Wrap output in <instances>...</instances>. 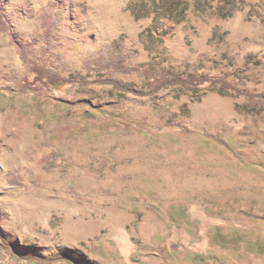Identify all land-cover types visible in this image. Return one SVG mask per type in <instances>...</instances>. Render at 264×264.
<instances>
[{
  "label": "rangeland",
  "instance_id": "obj_1",
  "mask_svg": "<svg viewBox=\"0 0 264 264\" xmlns=\"http://www.w3.org/2000/svg\"><path fill=\"white\" fill-rule=\"evenodd\" d=\"M0 10V264H264V0Z\"/></svg>",
  "mask_w": 264,
  "mask_h": 264
},
{
  "label": "trees",
  "instance_id": "obj_2",
  "mask_svg": "<svg viewBox=\"0 0 264 264\" xmlns=\"http://www.w3.org/2000/svg\"><path fill=\"white\" fill-rule=\"evenodd\" d=\"M51 28V22L47 18L42 19L41 22V29L43 34H46L50 32ZM0 32H10V26L7 19L4 17L2 11L0 10ZM10 37V43L15 47L16 52L18 53V56L22 61H26V50L27 45L22 44L18 40H16L12 35ZM36 41V39H35ZM117 66L120 68V70H127L126 67L123 65L122 62L118 61L116 62ZM30 71L35 74L33 80L31 83H29L26 87L30 88L33 91H36L38 89H47V90H53L57 89L64 85H83L84 82L82 81H75L72 79H66L62 78L60 76L51 74L44 68L35 65L30 64L29 66ZM153 79V92H156L164 87H167L169 85H181L184 87H192L195 88L200 85H207L213 88L218 89L219 91H225V90H233L232 86H230L228 83L220 80L215 79L209 76L201 77V78H183L178 76H171L169 78L162 77L161 79H157L152 77ZM110 84L117 87V84L111 81H108ZM0 244L1 246L6 249L10 250L13 247L9 245V243L1 236L0 237ZM23 258V256H21ZM35 260H38L35 258Z\"/></svg>",
  "mask_w": 264,
  "mask_h": 264
}]
</instances>
